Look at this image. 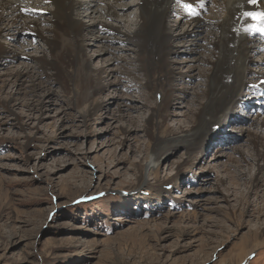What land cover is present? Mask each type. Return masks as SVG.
<instances>
[{
    "label": "rangeland",
    "instance_id": "1",
    "mask_svg": "<svg viewBox=\"0 0 264 264\" xmlns=\"http://www.w3.org/2000/svg\"><path fill=\"white\" fill-rule=\"evenodd\" d=\"M125 2L130 11L107 22L130 32L137 2ZM81 12L89 26L106 21ZM19 39L0 38L20 56L0 63V264H264V163L253 145L264 140L256 122H264V100L246 93L232 117L237 123L227 121L193 167H182L180 148L159 172L142 175L155 100L143 79L129 75L133 47L113 41L104 53L87 43L84 59L104 89L94 97L101 108L84 119L79 112L92 90L73 84L74 99L62 79L48 82L43 104L35 98L29 110V96L8 74L47 56L48 45ZM179 47L177 71L194 69L172 84L167 126L175 130L190 126L207 69L192 61L197 52Z\"/></svg>",
    "mask_w": 264,
    "mask_h": 264
},
{
    "label": "bare ground",
    "instance_id": "2",
    "mask_svg": "<svg viewBox=\"0 0 264 264\" xmlns=\"http://www.w3.org/2000/svg\"><path fill=\"white\" fill-rule=\"evenodd\" d=\"M135 1L137 21L130 32H124L107 21L118 20L130 8L125 0H87L85 4L79 0H0V38L17 40L28 36L48 45L47 56L36 57L32 65L14 70L8 74V81L19 84L18 91L29 96L30 100H26L29 110L34 107L35 98L43 104V94L50 81L62 79L74 99L77 93L71 88L73 84L82 91L92 90V97L86 96L85 105L79 109L86 119L101 108L94 97L104 89L99 83L101 76L91 73L84 59L87 43H99L104 53L110 52L106 43L130 44L137 65L129 75L143 79L155 100L145 127L150 156L140 173L159 172L161 160L180 148L186 152L182 167H193L197 155L220 139L226 122L230 121L229 126L237 123L232 117L246 93L252 90L264 100V41L258 35L264 0L258 13L247 6L248 0ZM83 10L90 13V18L98 14L106 21L89 26L78 19ZM173 18L176 20L171 25L168 22ZM184 25L190 27L186 30ZM49 33L52 39L47 37ZM180 44L189 47L190 53L197 52L192 61L202 62L207 69H202V90L196 94L197 109L190 111V126L175 130L167 126V110L174 94L172 84L177 78H192L194 69L177 71L179 63L174 59L180 52ZM19 57L16 48L0 44V63ZM256 119L264 127V122ZM253 145L258 161L264 163V154L258 149H264V140L256 138ZM180 174L178 171L177 176Z\"/></svg>",
    "mask_w": 264,
    "mask_h": 264
},
{
    "label": "snow or ice",
    "instance_id": "3",
    "mask_svg": "<svg viewBox=\"0 0 264 264\" xmlns=\"http://www.w3.org/2000/svg\"><path fill=\"white\" fill-rule=\"evenodd\" d=\"M253 3H255V0H252ZM260 21H261V31H264V14H261L260 16Z\"/></svg>",
    "mask_w": 264,
    "mask_h": 264
}]
</instances>
